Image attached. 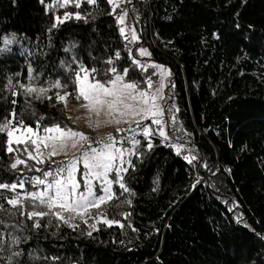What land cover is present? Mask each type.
Masks as SVG:
<instances>
[{"label": "trees", "instance_id": "trees-1", "mask_svg": "<svg viewBox=\"0 0 264 264\" xmlns=\"http://www.w3.org/2000/svg\"><path fill=\"white\" fill-rule=\"evenodd\" d=\"M45 4L0 0V49H5L0 51V120L15 109L33 127L40 121L72 128L56 92L75 90L72 81L80 64L96 68L101 81L111 75H105L110 67L119 72L129 67L126 80L147 90L145 80L155 76L129 58V49L135 59L136 52L119 32L116 17L122 9L128 13L125 19L135 25L138 44L149 49V60L170 68L165 109L174 104L179 111L173 110L176 123L168 120L165 111L170 139L153 135L151 150L140 129L132 132L131 139L125 131L117 137L116 145L122 149L132 139L140 141L135 154L125 160L134 168L124 163L128 171L121 173L130 192L114 183L117 198L100 209L123 228L98 224L100 231L88 236L92 219L88 224L79 217L72 220L79 225L76 230L54 216L30 220L20 214L33 210L30 202L24 201L23 209L12 208L4 197L15 193L0 189L4 205L0 233L6 245L12 236L19 237L12 250L22 253L12 258V264H264V0H124L111 15L107 0H98L97 5L81 0L80 8L53 6L47 12ZM65 12H79L85 19L72 17L52 28L55 17ZM4 38L12 43L5 45ZM116 52H120L119 60ZM109 59L112 65L106 63ZM29 66L34 70L32 81ZM9 79L13 85L31 83L37 88L60 80L68 87L50 88L51 100L36 99L35 93L25 95L22 89L11 88ZM12 91L21 95L13 97ZM13 99L16 104L11 103ZM76 102L68 97L67 104ZM143 124L151 126L149 121ZM5 140L6 135L0 134V183L42 177L36 168L55 171L61 163L52 157L43 164L27 160L31 171L24 165L11 169L14 154L6 153ZM172 143L184 145L180 155L169 146ZM185 155L197 159L189 164ZM213 167L215 175L210 172ZM115 177L113 172L109 179ZM76 178L84 191L80 172ZM43 188L26 182L24 191ZM37 210L47 211L42 206ZM36 219L39 228L33 227ZM9 254L0 253V264H7Z\"/></svg>", "mask_w": 264, "mask_h": 264}, {"label": "snow or ice", "instance_id": "snow-or-ice-1", "mask_svg": "<svg viewBox=\"0 0 264 264\" xmlns=\"http://www.w3.org/2000/svg\"><path fill=\"white\" fill-rule=\"evenodd\" d=\"M89 5H97L98 0H85ZM108 4L112 6L111 14L116 13V9L120 7V3L124 0H107ZM131 2V0H128ZM40 3L45 4V0H40ZM70 4H74L76 8L81 7V0H54V4H45V10L55 7H65ZM128 13L121 10V14L117 15V22L120 25L125 23V18ZM74 17L76 20L85 19L79 12H65L63 16H56L55 23L52 24V28H56L58 24L64 23L66 20ZM171 19V17H168ZM239 27V25H237ZM251 27V26H249ZM51 31V29H49ZM120 35L124 37L129 43L133 41H138L135 28L131 29L130 39L126 35L125 27L119 28ZM14 38V37H13ZM214 38L219 39V36L214 34ZM244 39H249L248 36H244ZM3 43L9 45L12 43V39L4 38ZM5 49H0L4 51ZM138 55L141 57H151V53L146 49L141 47L138 50ZM115 58L119 60L121 58L120 52L115 53ZM129 58L132 60V64L136 65L142 71H147V68L151 67L156 72L152 75H159L160 79L158 86L155 87L154 91H146L140 88L139 83L129 82L126 77L129 74L130 68H123L122 72H119L116 67H110L106 70L105 75H109L107 80H99L96 78L98 70L96 68L88 69L83 64L79 65V71L74 73V80L72 83L75 85V90L72 92L64 91L63 94L56 92L57 103H64L65 108H67V100L69 96L74 97L76 101L83 99L86 103L80 105L81 108L87 110L89 114H95L96 117H100L101 113L107 118L105 123H115L119 125L121 122L128 123L129 129L125 131L136 132L137 129L142 131L144 138L147 140V149L151 150L154 145L152 142L153 135H158L164 141L170 139L169 134L165 131V111L169 114V119L172 123H176V116L173 114V110L179 111L176 106L170 105L165 109L158 103L159 100L164 99L163 89L165 87V80L171 75L170 69L165 66L152 63L149 65H143L131 55V50L129 49ZM107 64L112 65L114 61L109 59L106 61ZM33 69L31 66L28 67V79L32 81L35 77L32 75ZM83 74V75H82ZM145 83L148 89L153 88V81L151 76H149ZM8 84L11 88H19L23 90V94L32 95L36 94V99H41L42 97L49 100L52 99L51 96H47V92L50 88L56 89H67V84H61L60 80H56L48 88L45 87H34L31 83L22 84L17 82L13 85L11 79L8 80ZM21 95L19 91H12V96L16 97ZM12 104H16V100L11 101ZM166 103V102H165ZM139 118V119H137ZM43 117H41V120ZM71 119V117H68ZM79 119V117H78ZM90 123L89 127H93L91 122V116L89 117ZM150 120L151 125H156L157 127L153 129L150 125L143 124V121ZM135 123L136 128H132L131 124ZM99 120L96 121L95 127H99ZM120 129H117L119 132ZM0 134L6 135L5 140V150L6 153L14 154L13 162L10 165L11 169H16L19 165H24L29 171L32 167L27 163V160H33L37 164H43L45 159H51L55 155L64 154L67 155L70 150L77 149L78 145L83 147L82 141H88L89 137L78 130L65 125L61 126L59 123L53 124L51 126L42 125L40 121L36 122V126L26 124L23 119L18 117L15 109H12L8 116L3 120H0ZM103 144V147L97 148L93 147L91 144L88 145L87 150L80 153L79 156H73L67 162H61L57 165L55 171L49 170L44 171L40 168L35 170L42 172V177H32L30 180L27 178L20 179L18 182L0 183V189L9 190L15 195L12 197H4V200L12 208L23 209L25 207L24 201H29V206L33 209L32 211H21V215H27L28 219L33 218H44L45 216H54L57 220L62 221L67 224L73 230L79 227L77 224L71 223L72 220L79 217L83 223L88 224V219H92L94 222L89 225L91 229L86 234L91 236L93 232L100 231L98 224H104L111 228L113 225H118L123 228L124 225L115 219H109L105 211H101V207L104 204L109 203L116 197V193L113 192V184H118L119 188L123 192H130V190L123 183L122 172H127L128 169L123 167L125 161L123 160L124 152L121 148H116V138L112 135L107 136L103 141H97V144ZM140 144L139 140L133 141V147ZM15 145L16 147H13ZM23 146V147H21ZM171 146L177 155L181 154L184 147L183 144L172 143ZM44 150H47L45 153ZM18 154V155H16ZM130 154H135L131 153ZM21 157H26L21 158ZM189 164L197 159L195 155L189 157L188 155L183 156ZM119 160L120 164L116 165L115 161ZM82 163L83 168L86 170L81 173L84 180V191H80L81 183L77 180L76 174L79 171L78 164ZM130 167L134 168L131 161H127ZM204 167L207 168L208 165L205 163ZM115 169L116 177L115 179H109V174ZM230 171V170H229ZM22 175V174H21ZM215 175V173H213ZM48 177H53L49 182ZM93 179L99 180L100 185L98 192L93 190ZM26 182L32 183L33 187L37 185H43L44 188L41 191H24V186ZM199 183V178L197 179ZM194 187V185H193ZM23 192H17V189ZM132 194V193H130ZM38 202V203H37ZM131 204V201H125ZM227 203V201H225ZM46 208L47 211L37 210L40 207ZM238 207L239 205H235ZM4 209V205L0 204V210ZM96 209L97 212L93 213L91 210ZM229 208V211H232ZM64 213L69 215L65 217ZM127 215H130L127 214ZM125 215V219L127 218ZM87 217V219H85ZM242 220V215L238 217L237 223ZM33 227H41L39 220H34ZM131 227V225H129ZM248 227V225H245ZM132 231H137L134 227ZM253 231H255L253 229ZM264 239V235L261 236ZM19 237L12 236L10 244L5 243V236L0 233V253L8 252L10 253L7 257V264H12V258L18 257L22 253L21 251H13L12 245L19 244ZM115 243V241H113Z\"/></svg>", "mask_w": 264, "mask_h": 264}, {"label": "rangeland", "instance_id": "rangeland-1", "mask_svg": "<svg viewBox=\"0 0 264 264\" xmlns=\"http://www.w3.org/2000/svg\"><path fill=\"white\" fill-rule=\"evenodd\" d=\"M119 26L120 27H125L126 35L130 39L131 29L135 28V25L132 22L129 23L125 19V23L123 25L119 24ZM137 36L139 37L138 34H137ZM139 39H140V37H139ZM139 41L140 40L133 41V42L130 43L133 46V49L136 52V59L138 61H140V63L143 64V65H149V64L154 63V62L149 60L150 57H147V56L141 57V56L138 55V50L141 47L146 48L149 51V49L146 46H142L141 44H138ZM165 67L167 69H170L168 66H165ZM147 69H151V73H154V72L157 71V70H155V69H153L151 67H149ZM153 76H155L154 78L151 77V79L153 81V88L152 89H147L146 91H149V92L154 91L155 87L158 86V82H159L160 77H159L158 74L157 75H153ZM171 81H172V72H171V75L169 77H167L166 80H165V87L163 89L164 99L167 98V96H165V93L169 89ZM164 99L159 100L158 103H160L161 106L165 108ZM83 103H86L83 99H81L80 101H77L74 104H69L68 103L66 110H67L68 116L71 117V121H72V125H73L72 128L74 130H78L80 132L85 133L89 137V140L88 141H82L81 144L83 145V147L78 145L77 149L70 150L67 155L59 154V155L53 156V158L55 160H58V161H61V162H67L69 159L73 158V156H79L82 151L87 150L89 144H91L93 147L101 148V147H103V144L102 143L101 144H97V141H103L109 135L114 136L116 138V140H117V137H119V135L122 132H124L125 130L129 129V124L128 123L121 122L119 125H117L115 123H105L107 118L103 115V113H101L100 117H96L95 114H89L86 109L80 107V105L83 104ZM90 116H91V122L93 123V127H89L88 126L89 123H90V120H89ZM78 117H79V119H78ZM137 119H139V118H137ZM97 120H99V122H100V126L98 128L95 127V123H96ZM168 120H170V119H168ZM146 121H149V123L151 124L150 120H146ZM134 124L135 123H132L131 126L134 125ZM151 127L155 129L157 126L156 125H151ZM117 129H120V131L117 132ZM125 132H128L127 137H129V139H131L133 133L131 131H125ZM133 141H134V139H132V142ZM115 147L119 148V147H117L116 143H115ZM122 150H126L124 152V157H123V160L125 161L126 159H129L132 156V154H130V152L133 153V150H134L133 143H130V146H126V148H124ZM44 151H45V153L47 152V150H44ZM115 164L119 165L120 161L119 160L115 161ZM77 167H78L79 171L77 172L76 175H78L79 172L83 173V172L86 171L83 168V164L82 163L78 164ZM113 172H115V169L113 170ZM113 172H111V173H113ZM110 174H109V176H110ZM96 185H100V181L96 180V179H93V190L94 191L96 190L98 192L99 187L95 189ZM84 190H85V188H84Z\"/></svg>", "mask_w": 264, "mask_h": 264}, {"label": "built area", "instance_id": "built-area-1", "mask_svg": "<svg viewBox=\"0 0 264 264\" xmlns=\"http://www.w3.org/2000/svg\"><path fill=\"white\" fill-rule=\"evenodd\" d=\"M217 171V169L215 167L212 168V170L210 171L211 173Z\"/></svg>", "mask_w": 264, "mask_h": 264}]
</instances>
